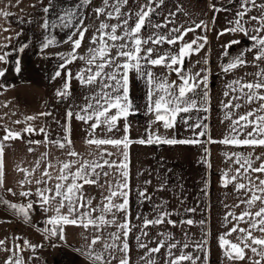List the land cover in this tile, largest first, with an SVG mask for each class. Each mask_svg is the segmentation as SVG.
Listing matches in <instances>:
<instances>
[{
    "label": "crops",
    "instance_id": "1",
    "mask_svg": "<svg viewBox=\"0 0 264 264\" xmlns=\"http://www.w3.org/2000/svg\"><path fill=\"white\" fill-rule=\"evenodd\" d=\"M215 1L127 0L125 4L123 0L119 3L117 0H107L106 4L105 0H90V3L84 4L83 0H0V11L10 13L7 17L0 16V56H4V60H0V71L4 72L0 76V142L5 145L0 184L1 264L8 261L16 264L18 260L20 264H94L86 255L89 251L103 255V262L96 261L95 264H104L106 261L120 264V260L125 257L128 264H170L171 260L181 255L191 259L181 261L180 264H254L256 261L264 264V258L252 252L251 248L244 249L243 259H229L226 252L230 246L225 245L222 248L220 245L221 236L233 243H239L237 233L226 235L237 224L228 214L239 216L248 209V205L242 201L249 199L253 192L261 195L256 191L255 185L264 180V172H253L251 169L245 172L247 165L242 168L243 161L235 163L236 157L233 154L250 156L252 168H258L264 164V146L219 143L225 137L235 134L233 127L240 128L245 123L241 121L238 125L233 124L240 116L248 112H254L255 116L264 115V109L257 111L261 109L264 101L253 99L248 103L246 94L250 90L241 87L248 83H264V75H258L264 73V58L256 59L262 46L253 39L264 38V30L256 31L262 27L259 18L264 16V7H261L264 0H255V4L249 0L241 11L244 15L236 18L240 26L247 30V34L221 27L223 8L215 5ZM113 5L119 8L118 13ZM149 8L152 11L145 18L140 33L136 34L142 41H148L140 45L139 56H146L149 48L153 51L148 59H155L166 53L176 55L182 46L194 40L197 43L193 44V49L202 45L198 51L190 50L184 56L188 57V64L182 73L193 77L197 82L207 77L206 84L200 83L194 92L187 93V96H195L196 108L177 114L174 126L165 128L162 121L155 120V113L147 112L149 86L135 70H131L128 73V96L133 107L129 110L127 119H118L111 131L103 123L93 131L95 118L85 122L76 117L77 114L85 115L82 109L87 104L95 103L90 98L101 91L102 80L98 78L92 84H86L77 77L82 75L87 79L98 70L96 65L111 57L116 58V64L125 62L126 57L117 56L121 50L118 46L127 44L124 51H131L134 45L127 37L113 42L107 34H111V26L115 25V35L123 36L126 30L130 31L135 27L139 19L137 14L141 9L147 12ZM215 8L219 10L216 16ZM97 9L104 11L98 14ZM67 10L74 11L76 16L72 24L65 27L60 22V17ZM109 13L112 15L109 16ZM252 17L258 19L253 20ZM21 22L24 23L23 28L19 24ZM102 23L108 24L109 28L101 31ZM45 24L48 25L47 28L44 27ZM235 24L234 22L232 27ZM214 26L217 27L216 32ZM173 29H179V32ZM187 29L192 31L186 32ZM81 32L83 39L80 47L74 49L73 41L80 39ZM21 35L29 38L30 43L28 49L19 48L16 53L15 44ZM101 35H104L109 51L104 59L97 55L96 60L89 64L92 56L90 49L101 46ZM181 35L183 39L177 40L175 44H169L166 40L158 44L152 42L159 37L173 39ZM233 41L238 43H232ZM25 50H31L29 60L22 55ZM73 52L75 59H72ZM17 57L21 59L17 60ZM69 59L72 60L71 63H68ZM237 60L243 62L227 72L223 70ZM21 62L25 69L31 70L30 74L25 72L22 77L17 71L19 82L8 86L6 73L9 69L17 70ZM140 63L141 71H151L154 78L164 76L176 85L182 83L175 72L163 65H152L145 60ZM113 71L112 66L104 68V73ZM57 72L60 73L59 76L56 75ZM233 81L239 83L229 88L228 85ZM66 83L67 94L57 95L64 91ZM104 91L111 92V89ZM173 91L178 89L174 88ZM251 91L264 95V88ZM237 104L240 107H234ZM205 108L207 111H204ZM69 112L72 113L71 118L68 117ZM114 112L116 109L113 108L108 115ZM27 117L35 119L27 120ZM197 124L200 126L196 127ZM29 126L35 131L26 132L25 129ZM40 129L44 131L41 132ZM7 131L19 132L21 136L3 140ZM251 131V126L241 128L238 139L247 138V133ZM201 132L206 134L199 135ZM149 133L166 139L199 142L135 143L139 140L146 141ZM125 136L132 141L127 149L123 145L97 146L87 143L90 139H122ZM69 140L71 143H68ZM55 141H60L64 147H58ZM125 151L127 161H124ZM70 152L78 155H69ZM101 153L110 162L127 163L128 187L122 189L128 193L127 216L124 211L116 212L113 209L106 218L113 219L114 213L115 224L102 226L99 231L92 226L85 229L67 224L63 225V239L60 238L58 229L57 238L48 240L49 232L45 229H49L48 219L56 215V201L50 199L48 204H43L38 193L45 189L54 191L57 183L70 182L56 179L61 175L64 162L71 163V171L75 172L84 161L98 159ZM107 153L112 155L108 156ZM46 171L49 176L44 175ZM103 171L109 174L104 176L97 169V172H101L97 183L83 184L84 202L91 199L90 207L93 209L107 203L104 198L110 194V186L111 190H115V185L124 183L125 180L116 167L105 166ZM233 176L237 179L231 180ZM248 177L253 182L252 192L238 189L239 183L249 185ZM22 192L29 195H21ZM45 195L51 197L52 193L45 192ZM121 202L119 195L113 197V203ZM10 204L25 208L32 204V208L27 209L28 218L9 207ZM262 206L264 205L257 201L249 210L255 212ZM86 210L88 209H80L81 212ZM61 212L67 214V207ZM98 215L99 212L92 213L93 218ZM161 217L162 223L145 226L146 220L153 221ZM125 219L129 223L126 236L124 230L116 226L124 223ZM189 220L192 221L191 224L187 223ZM239 227L248 229L250 224L239 222ZM112 233H119L121 239H114L110 235ZM252 235L264 238V233L256 229H252ZM96 236L101 239L90 248ZM122 242L128 244L127 252L122 251ZM105 243L115 244L116 247L105 250ZM161 243L163 247H160L159 252L150 251ZM141 244L146 247H141ZM171 245L175 247L171 248L169 254ZM240 246L243 247V244ZM252 247L259 249L260 246Z\"/></svg>",
    "mask_w": 264,
    "mask_h": 264
},
{
    "label": "snow or ice",
    "instance_id": "2",
    "mask_svg": "<svg viewBox=\"0 0 264 264\" xmlns=\"http://www.w3.org/2000/svg\"><path fill=\"white\" fill-rule=\"evenodd\" d=\"M84 4L90 3V0H83ZM120 0H117V3H119ZM248 0H245V3H247ZM253 4H255V0H251ZM105 3L107 4V0H105ZM123 3H127V0H123ZM113 7L116 9L117 13L119 12V8L116 7V5H113ZM261 7H264V5H261ZM48 9H45V12H47ZM97 13H102L104 9H97ZM152 9L149 8L147 12H145L143 9H141V12L138 13V21L135 24V27L132 28L130 31L126 30L123 36H117L115 35V32L117 30V26L113 25L111 26V34H107L108 38L112 40L113 42L116 40H123L125 37L129 39V41L134 45L133 49L131 51H124L128 47L127 44H121L119 45L120 51H118L117 56L126 57V61L121 64H116L115 57L108 58L105 60L104 63H100L96 65V68L98 69L94 74L87 77V79H84L81 76H78V79H81L82 83L86 84H92L95 82L98 78L102 80V86L101 91L97 93L95 96L91 97L90 100L94 101L95 103H89L87 104L82 111L85 113V115H79L77 114V119L82 121H89L95 118L96 123L92 125V130L94 131L97 127L100 126L101 123L105 124L108 127V130L111 131L113 127L115 126L118 119L121 117L127 119V116L129 114V110L132 109V103L128 96V73L131 70H135L137 74L140 76V78L144 79L149 86V92H148V107L147 112L148 113H155V120L156 121H162L163 126L165 128H170L174 126L176 116L177 114L184 112L187 113L191 109L196 108V99L195 96H187V93L194 92V89L199 87L200 83H207V77H204L202 80L197 82L193 77L188 76L186 73L182 75L184 72V69L182 67L183 65V57L189 53L190 50L192 51H198L199 47H202V45H197L196 49H193V44H196L197 42L194 40L190 43L185 44L180 48V51L176 55L171 54H164L161 56H158L155 59H148L153 51V49L149 48L147 50L146 56H139V52L141 51L140 45L142 43H147L148 41H142V39L137 36L136 34L140 33L141 28L144 26L145 18L148 16L149 12H151ZM10 15L7 11H0V16L7 17ZM109 16L112 14L109 13ZM241 17L244 15V13H239ZM76 13L72 10H67L64 16L60 17V22L63 24V26L68 27L72 24L73 19L75 18ZM253 20H257V17H252ZM259 22L261 24L260 29H256V31L264 30V16L259 18ZM127 21H125V24ZM237 29H229V31H236L240 30L247 34V30L240 26L239 20L236 21ZM45 28L48 27L47 24L44 25ZM156 27H160V25H156ZM109 28L108 24L102 23L100 25V30L103 31L104 29ZM84 31H87V29H84ZM173 31L179 32V29H173ZM187 31H192V29H187ZM186 32L184 34H186ZM223 34V33H221ZM83 39V32L80 33V39L73 41L74 49H78L80 47V42ZM102 43L101 46L98 49H90V52L92 53L91 58L89 59L88 63L92 64L96 58L97 55L104 59L109 51V47L106 42H104V35H101L99 38ZM183 35L175 37L173 39H167L166 37H159L156 40H153V43H161V41H167L169 44H175L177 40H182ZM199 39V38H198ZM206 40V37L204 38ZM253 39H256L258 44L262 47L260 48V54L256 57V59L264 58V38H257L253 37ZM95 39L93 40V43H95ZM48 43H51V41H48ZM232 43H238V41H233ZM115 46V45H114ZM45 47H47V44H45ZM227 54V53H226ZM72 59H75V52L72 54ZM0 60H4V56H0ZM141 60H145L146 63H150L152 65H163L164 67L168 68L171 72H175L176 75L179 77V79L182 81L180 85H176L175 82H169L166 77L164 76H156L153 77V73L149 70L141 71ZM72 60L69 59L68 63H71ZM243 61L237 60L233 63L228 64L223 68L225 72H227L231 68H235L238 66V64L242 63ZM174 65H180V67H173ZM107 66H112L114 68V71L111 73H104V68ZM122 69V71H121ZM19 71V69H17ZM4 72L0 71V76H3ZM57 76L60 75L59 72L56 73ZM199 76V73L196 74ZM258 75H264V73L258 74ZM69 78L71 77V73L68 74ZM111 81V82H109ZM191 81V82H190ZM239 83L238 81H233L228 85L229 88L232 87L233 84ZM242 88H247L250 90V93H247V101L248 103H251L253 99H259L264 101V95H258L256 91H251L252 89H262L264 88V83H248L241 86ZM67 83L64 86V91H60L57 93V95H66L67 94ZM176 88L178 91H173V89ZM104 89H111V92L104 91ZM227 95V93H225ZM205 99L207 98V92L204 93ZM226 107H232V105H226ZM234 107H240L239 104L235 105ZM116 109V112L112 113V115H108V113L112 109ZM91 109L92 111H89ZM264 109V104L261 105V109ZM204 111H207L205 108ZM47 114V113H46ZM72 113H68V117L71 118ZM249 117H254V119H249ZM103 118V119H101ZM227 118V116H226ZM35 117H27V120H33ZM183 119V118H182ZM241 121H244L245 123L240 125V128L233 127V133L232 135H229L225 137L222 141H219V143L223 144H232V145H249V146H264V115L261 116H255L254 112H248L245 115H242L239 117L238 120L234 121V125L240 124ZM200 125L197 124L196 127H199ZM251 126L252 131L247 133V138L240 140L238 139V134L240 133L241 128H247ZM26 132L32 133L35 131L32 127H27L25 129ZM41 132H43V129H40ZM128 127L125 126V133H127ZM205 132L199 133V135H205ZM21 134L19 132H12L7 131V135L3 137V140H8L10 138L17 139L20 138ZM157 143H167V144H187V143H198L199 141L196 140H176V139H166L160 136H154L152 133L148 134V139L145 140H139L135 141V143L140 144H151L153 142ZM29 143H32V141H29ZM39 143V142H36ZM58 147H64V144H62L60 141H55ZM68 143H71L69 140ZM88 144H95L97 146L100 145H113V146H120L123 145L124 149H127L128 144L132 143V141H129L127 139V136H125L122 139H90L87 141ZM5 145L0 142V184H2V168H3V151H4ZM31 151V149H29ZM69 155L76 156L78 153L70 152ZM108 156H111L112 153H107ZM236 159L235 163H241V167L244 168L245 165H247V168H245V172L248 171V169H251L253 172H264V164H261L258 168H252V159L250 156H242L239 153L233 154ZM124 161H127V152L125 151L123 153ZM231 159V157H229ZM256 159H260V157H256ZM103 161V163H101ZM107 166L109 168L116 167L118 171H120L121 175L125 178L124 183H117L115 185V190H111L110 186V194L105 197L104 199L107 201V203H102V206L98 208H91V199L87 200V202H84V196L82 193L83 184H94L97 183L98 177L101 175V172L104 176H107L109 173L104 172V167ZM51 167V165H49ZM72 164L69 162H64L62 164L61 168V175H59L56 179L59 181H64L69 183H57L55 185V190L52 189H45L42 192H39L38 195L41 198V202L43 204H48L49 200L56 201V207L55 212L56 215L53 217H50L47 221L48 224L53 225L52 229H45V231H50L52 235L57 234V230L59 229L61 235L60 238L63 239L62 231H63V225L71 224L75 226H81L85 229H87L89 226H92L95 230L99 231L102 226H109L112 224H115V218L113 213V219H107L106 216L108 213H112L113 209H115L116 212L124 211L127 216V208H128V193L126 191H123L122 189H126L128 187L127 185V163L121 162L119 164L115 163L114 161L110 162L109 160L104 159V153H101L98 159H94L92 161H84L80 167L75 171H71ZM97 169H100L101 172H97ZM239 173V170H237ZM45 176H49V173L46 171L44 173ZM227 175V174H225ZM51 178V177H49ZM237 177L233 176L231 177V180H236ZM249 185H246L244 183H239L237 185L238 189H246L249 192H252L251 185L253 184L250 177H248ZM78 181H82L83 183H78ZM46 181H37V183H41ZM256 191L260 192L261 195H256L255 192L252 193L251 197L245 201H242V203H246L248 205V209H246L244 212H242L241 215L236 216L234 213H229V216H232L236 221L237 224H235L230 231L226 235H231L232 233H237V240L239 243H233L225 238V236L220 237V245L223 248L225 245H229L230 248L226 252V255L229 259H243L245 255V248H251V251L256 253L258 256H261L264 258V238H257L252 235V229H256L262 233H264V206L259 207L258 210L255 212L250 211L255 202L260 201L262 205H264V180H260L258 185H255ZM45 192L52 193L51 197L48 195H45ZM21 195L27 196L29 193L22 192ZM119 195L122 198L121 203H113V197ZM141 195H145L144 193H141ZM7 203V202H5ZM9 207L18 210L20 214H22L26 219L28 218V211L27 209L32 208V204H28L27 208L20 205L10 204ZM67 207V214H62L61 210ZM87 208L88 210L81 212L80 209ZM47 211V209H45ZM93 212H99V215L96 217H92ZM71 217V219H70ZM248 218L247 220L245 218ZM225 219L227 220L228 217L226 216ZM163 222V217L157 220L153 221H145V226L148 224H159ZM231 222V221H229ZM239 222H245L249 223L250 227L248 229L240 228ZM187 223L191 224L192 221L189 220ZM118 228L124 230V235H127V232L129 230V223L127 219H125L124 223L117 224ZM114 239H121V236L119 233H112L110 234ZM101 237L96 236L89 246L91 248L92 245L97 244L100 241ZM139 240V238H137ZM2 243V241H0ZM27 243V242H26ZM123 247L122 251L127 252L128 250V244L126 242H122ZM243 244V247L240 245ZM253 245L260 246L259 249L256 247H252ZM36 247V246H33ZM116 247L115 244H104L105 250L109 248ZM141 247H146V245L141 244ZM160 247H163V243L157 248L151 249V252H159ZM175 247V245H171L169 247V254H171V248ZM86 255L89 257V259L93 260L94 264L96 261H102L103 262V255L94 253L92 251H89L86 253ZM191 257L181 255L180 257L176 258L175 260H171L170 264H180L181 261L184 260H190ZM6 264H11V261L6 262ZM16 264H20V261L18 260ZM104 264H111L110 261L104 262ZM120 264H128L127 258H122L120 260ZM254 264H260V261L254 262Z\"/></svg>",
    "mask_w": 264,
    "mask_h": 264
},
{
    "label": "rangeland",
    "instance_id": "3",
    "mask_svg": "<svg viewBox=\"0 0 264 264\" xmlns=\"http://www.w3.org/2000/svg\"><path fill=\"white\" fill-rule=\"evenodd\" d=\"M248 2H249V0H248ZM214 4L215 5L217 4L219 6H222V8H223V12H222L223 13V18H221V20H220L221 21V23H220L221 27H223L224 30L227 29V28H229V29H235V28H237V24H235L236 26L234 25L235 27H232V26H233L234 22L236 23V20H237L236 18H238L240 16L238 14L241 13L242 9L247 4V3H245V0H216L214 2ZM218 12H219V10L217 8H215V16L217 15ZM19 24L21 25V28L24 27V23L21 22ZM216 30H217V27L214 26V32H216ZM228 34H230V33L228 32ZM22 36L23 35H21L19 37V39L17 40V43L15 44V51H16V53L19 52L20 49L21 50L24 49V48L28 49V44L30 43L29 42V38L26 39V38H24ZM33 40H36V39H31V41H33ZM35 48L36 49H39V46H36ZM29 49L32 50V48H30V47H29ZM31 50H29V52H26V50H25L24 53L22 54V55H25V58L27 60L30 59L29 57H30ZM20 59L21 58L17 57V60H20ZM18 67H19L18 68L19 69L18 72L20 73V75L22 77H24L25 72L26 73H29V74L31 72V70L29 68L25 69V67L22 66V62L20 63V65ZM48 227H49V230L53 228L50 225ZM48 232H49V238H48V240H51L52 237L53 238H57L58 230H57V234L56 235H52L50 233V231H48ZM17 254H20V252H17ZM0 264H1V262H0Z\"/></svg>",
    "mask_w": 264,
    "mask_h": 264
},
{
    "label": "built area",
    "instance_id": "4",
    "mask_svg": "<svg viewBox=\"0 0 264 264\" xmlns=\"http://www.w3.org/2000/svg\"><path fill=\"white\" fill-rule=\"evenodd\" d=\"M19 79V75L17 74V70L15 69H9V71L5 75L6 84L8 86L17 84Z\"/></svg>",
    "mask_w": 264,
    "mask_h": 264
},
{
    "label": "water",
    "instance_id": "5",
    "mask_svg": "<svg viewBox=\"0 0 264 264\" xmlns=\"http://www.w3.org/2000/svg\"><path fill=\"white\" fill-rule=\"evenodd\" d=\"M187 64H188V57H184L183 59V69H186L187 68Z\"/></svg>",
    "mask_w": 264,
    "mask_h": 264
}]
</instances>
